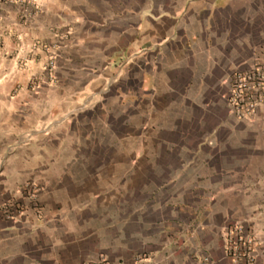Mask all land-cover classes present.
Instances as JSON below:
<instances>
[{
  "label": "crops",
  "instance_id": "0c3cea01",
  "mask_svg": "<svg viewBox=\"0 0 264 264\" xmlns=\"http://www.w3.org/2000/svg\"><path fill=\"white\" fill-rule=\"evenodd\" d=\"M11 37L61 48L28 95L0 70V264H232L235 223L264 264V106L225 102L264 0H0Z\"/></svg>",
  "mask_w": 264,
  "mask_h": 264
},
{
  "label": "built area",
  "instance_id": "2783aa9c",
  "mask_svg": "<svg viewBox=\"0 0 264 264\" xmlns=\"http://www.w3.org/2000/svg\"><path fill=\"white\" fill-rule=\"evenodd\" d=\"M225 102L239 120H250L264 106V64H254L244 72H234L226 79ZM225 249L232 264H253L255 244L241 225L226 231ZM87 264H107L105 260Z\"/></svg>",
  "mask_w": 264,
  "mask_h": 264
},
{
  "label": "rangeland",
  "instance_id": "374dc122",
  "mask_svg": "<svg viewBox=\"0 0 264 264\" xmlns=\"http://www.w3.org/2000/svg\"><path fill=\"white\" fill-rule=\"evenodd\" d=\"M8 2V0H4V2ZM153 19V18H151ZM154 20V19H153ZM10 45L6 46V51L4 54L2 53V39H0V56L1 53L4 57V60H0V70H5L7 74L14 73L12 75H17L16 81L12 82L11 78H5L7 84H11V87L8 89L9 98L15 96V93L20 90L25 91V95H28V92L31 90L30 87L34 86V81L36 78H32L29 73H32V70L36 72L42 71L43 73H47V80L53 81V74L55 70V60L54 57L58 55V51H60L61 45L57 42L46 43L42 41H32V42H24L19 41L17 46L14 45L13 38H9ZM41 72V73H42ZM18 73V74H15ZM22 75L26 79L23 80ZM34 75V74H33ZM15 80V79H14ZM24 81V82H22ZM23 100H27V96L22 98ZM35 183H31L29 188H34ZM34 193V192H33ZM239 223H235L233 226H238ZM252 242L256 243L258 236L255 230H251L247 235ZM223 244L225 246V240L227 237V233L223 232ZM254 252V250H253ZM255 258V256H254ZM255 264V263H253Z\"/></svg>",
  "mask_w": 264,
  "mask_h": 264
}]
</instances>
